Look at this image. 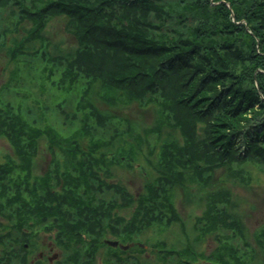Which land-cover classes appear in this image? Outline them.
Segmentation results:
<instances>
[{
  "label": "trees",
  "instance_id": "1",
  "mask_svg": "<svg viewBox=\"0 0 264 264\" xmlns=\"http://www.w3.org/2000/svg\"><path fill=\"white\" fill-rule=\"evenodd\" d=\"M53 17L75 45L51 39ZM6 73L0 264H264V226L249 234L234 190L210 188L220 168L246 185L242 164L264 171V0H0ZM178 195L201 214L175 245Z\"/></svg>",
  "mask_w": 264,
  "mask_h": 264
},
{
  "label": "rangeland",
  "instance_id": "2",
  "mask_svg": "<svg viewBox=\"0 0 264 264\" xmlns=\"http://www.w3.org/2000/svg\"><path fill=\"white\" fill-rule=\"evenodd\" d=\"M211 2H214V0H211ZM174 5L177 7H181V5L175 3ZM48 27L50 30L49 34L51 39L56 41V43L59 44L60 46L64 48H68L76 44L75 37L71 33H67L66 31H64V21L61 18L59 17L51 18L48 22ZM7 77H8V73L4 75L0 74V84L4 82L7 79ZM37 77L38 74L36 76H31L30 78L28 77V79H33V81L32 80L31 81L33 82L35 89H37V84H39V80ZM33 93H34L33 98H35V100L37 98L42 100L46 99V93L44 94L42 93L43 94L42 95L40 92H37L35 90ZM53 108H55V106ZM135 109H133V111L137 112L138 108L135 107ZM47 114L50 119L49 121L53 123L55 126H59L61 124L57 116L58 114L56 113L52 114L51 112H48ZM150 117H151L150 113L147 112L145 114V120L148 121ZM6 152H11V147L6 140L0 139V160L4 159V154ZM242 167L251 176L249 182L248 181L245 182L247 183V185L242 183L237 178L235 179L234 177H229V175L223 171L224 169L220 168L216 171L214 175V179L220 178V180L215 184H213L210 188L216 189L217 184L223 183V185H225L226 187H229L232 190H234L235 194L240 199L241 210L244 212V214H246L244 223L246 225L247 231L250 234L256 228L264 226V171H262L260 165L252 162L248 163V161L242 164ZM138 175L139 176L131 173L125 175L128 178L129 185L133 191H138L142 185L141 183L142 176L140 174ZM196 189L194 190L196 191ZM175 204L178 211L185 220L187 235H185L182 232V230H179V227L177 225L171 226V228L167 230L164 235L168 242H172V244L179 245V242L185 241L184 238H186L190 242L198 234V232L194 229V223L196 221V218L201 214V207L197 205L195 200H191V201L186 200L181 195H178L175 198ZM248 232L247 235H249ZM44 237L45 236H43L42 239H44ZM46 241L47 244L51 242L48 239V237H46ZM249 241L251 242L250 243L251 247H256L257 249L259 248L252 236H249ZM195 243L198 245L199 250H203L204 252H209L215 248L218 242H216V240L211 235H207V237H205L203 240H199ZM53 252H54L53 254H57V257L59 256L58 249H56V247H54ZM263 256L264 255L262 254L260 259L263 258Z\"/></svg>",
  "mask_w": 264,
  "mask_h": 264
},
{
  "label": "water",
  "instance_id": "3",
  "mask_svg": "<svg viewBox=\"0 0 264 264\" xmlns=\"http://www.w3.org/2000/svg\"><path fill=\"white\" fill-rule=\"evenodd\" d=\"M104 241L111 246H114V247L120 246L123 249H128L130 246H133L135 244L134 242H132L130 244H124V243L120 242L119 240L110 239V238H106ZM56 256H57V254H54V257H56ZM53 258H51V259H53Z\"/></svg>",
  "mask_w": 264,
  "mask_h": 264
},
{
  "label": "flooded vegetation",
  "instance_id": "4",
  "mask_svg": "<svg viewBox=\"0 0 264 264\" xmlns=\"http://www.w3.org/2000/svg\"><path fill=\"white\" fill-rule=\"evenodd\" d=\"M54 250H53V248L51 247V248H49V253L47 254V257H48V259L50 260V262H54V261H52V259L51 258H53L54 257V252H53Z\"/></svg>",
  "mask_w": 264,
  "mask_h": 264
}]
</instances>
